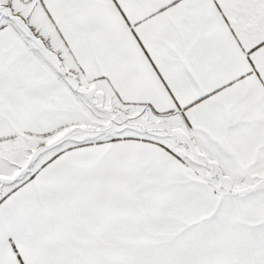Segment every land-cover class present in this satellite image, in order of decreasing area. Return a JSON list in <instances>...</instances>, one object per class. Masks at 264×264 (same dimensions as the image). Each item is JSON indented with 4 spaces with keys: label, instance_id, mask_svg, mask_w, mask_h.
<instances>
[{
    "label": "snow or ice",
    "instance_id": "6c2138e0",
    "mask_svg": "<svg viewBox=\"0 0 264 264\" xmlns=\"http://www.w3.org/2000/svg\"><path fill=\"white\" fill-rule=\"evenodd\" d=\"M0 264H264V0H0Z\"/></svg>",
    "mask_w": 264,
    "mask_h": 264
}]
</instances>
